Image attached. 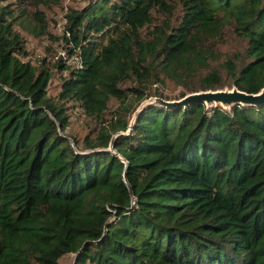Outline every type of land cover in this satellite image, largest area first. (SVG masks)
<instances>
[{"label": "trees", "instance_id": "16d2710c", "mask_svg": "<svg viewBox=\"0 0 264 264\" xmlns=\"http://www.w3.org/2000/svg\"><path fill=\"white\" fill-rule=\"evenodd\" d=\"M58 2L0 0V264H264V102L147 104L107 149L149 95L264 85V0H84L73 62L27 58Z\"/></svg>", "mask_w": 264, "mask_h": 264}, {"label": "rangeland", "instance_id": "374dc122", "mask_svg": "<svg viewBox=\"0 0 264 264\" xmlns=\"http://www.w3.org/2000/svg\"><path fill=\"white\" fill-rule=\"evenodd\" d=\"M84 0H59L58 3H51L47 6H42L40 9L45 13V17L47 20V32L42 34L40 37H34L28 34L23 29H18L22 34L24 39V44L28 52L27 58L31 60H37L38 58L44 56L49 62L52 61L57 55H61L63 60L66 63L73 62V57L68 55L65 50V43L60 39V34L63 29L64 23V13L67 11L69 7H75ZM27 9H33L31 5H26ZM238 41L232 38H226L225 41L219 45L220 51L224 54L230 49H233L238 45ZM58 71H54L49 84L47 92L52 96L56 93L58 88ZM159 87V89L163 92V94H167L170 96L175 95L180 86L171 80H165V82L160 85L153 83L151 87ZM226 87V86H223ZM222 87V88H223ZM70 115V125L68 127L69 132L75 133L85 131L84 121L81 114H78L76 109H71ZM131 115V114H130ZM73 258V253H66L62 255L58 261L60 264H69Z\"/></svg>", "mask_w": 264, "mask_h": 264}, {"label": "water", "instance_id": "95a60500", "mask_svg": "<svg viewBox=\"0 0 264 264\" xmlns=\"http://www.w3.org/2000/svg\"><path fill=\"white\" fill-rule=\"evenodd\" d=\"M192 101H201L205 105L220 104L222 107L229 108L232 104L257 105L264 102V85L255 92H247L238 89L234 85L217 89H204L184 93L179 98L165 99L157 95H149L143 98L131 112L125 130H117L109 139L107 149L112 148L113 138L120 133H127L138 112L147 104L158 103L165 106L186 105Z\"/></svg>", "mask_w": 264, "mask_h": 264}]
</instances>
